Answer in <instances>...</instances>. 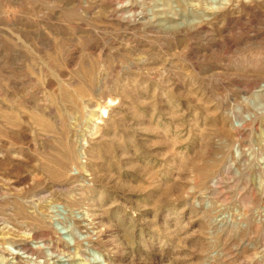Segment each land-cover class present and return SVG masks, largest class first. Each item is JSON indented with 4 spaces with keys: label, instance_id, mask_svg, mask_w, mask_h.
I'll return each mask as SVG.
<instances>
[{
    "label": "rangeland",
    "instance_id": "374dc122",
    "mask_svg": "<svg viewBox=\"0 0 264 264\" xmlns=\"http://www.w3.org/2000/svg\"><path fill=\"white\" fill-rule=\"evenodd\" d=\"M0 264H264V0H0Z\"/></svg>",
    "mask_w": 264,
    "mask_h": 264
},
{
    "label": "bare ground",
    "instance_id": "6f19581e",
    "mask_svg": "<svg viewBox=\"0 0 264 264\" xmlns=\"http://www.w3.org/2000/svg\"><path fill=\"white\" fill-rule=\"evenodd\" d=\"M102 113H104V110L102 111ZM5 223V222H4ZM10 240H12V239H10ZM25 242V241H24ZM10 243L13 245V246H15V247H21V248H23V245H24V243L22 242V240H12V241H10ZM47 244H48V246L49 247H52V248H56L57 249V247L59 246L60 247V245H59V241H53L52 239H50V240H48V242H47ZM26 245V244H25ZM66 247V246H65ZM67 248H68V246H67ZM66 248V249H67ZM25 249V248H24ZM69 254V253H68Z\"/></svg>",
    "mask_w": 264,
    "mask_h": 264
}]
</instances>
